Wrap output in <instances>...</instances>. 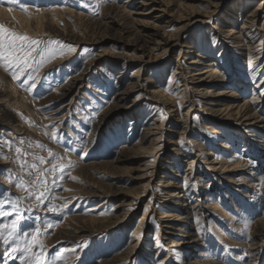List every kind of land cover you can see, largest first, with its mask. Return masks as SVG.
<instances>
[{"label": "rangeland", "instance_id": "374dc122", "mask_svg": "<svg viewBox=\"0 0 264 264\" xmlns=\"http://www.w3.org/2000/svg\"><path fill=\"white\" fill-rule=\"evenodd\" d=\"M55 1L59 11L69 10L74 15L80 14L93 21L102 20L107 7L116 4L124 6L126 3V0H53ZM180 1H186L192 9L201 13L208 10L203 0ZM260 1L224 0L220 7L216 8L214 14L203 17V21L194 22L184 31L182 41L168 55L167 60L171 64L167 67L156 65L154 58L165 49L148 55V60L154 61L145 67L143 77L149 79L150 82L146 83L144 89L137 90L127 102L129 106L133 104V101H139L131 111L135 114L131 117L125 116L130 111L124 108L116 113L113 111L103 115L110 109L113 98L120 90L117 75L107 68L92 69L91 73L85 76V81L79 85L77 94V89H75L65 98H60L63 94L62 90L69 87L74 78L84 72L91 59L105 50L111 52L121 50L113 46L115 41L112 39H109L108 44L94 48L87 44L79 46L66 41L57 32L75 36L82 34L92 39V36L105 37L113 35L116 31H102L95 24L98 21L85 22L77 20L76 16L74 18L65 17V20L59 22L57 26L43 23L39 29L34 24L27 28L17 18L0 17V24L18 34L46 42L60 41L64 45H73L76 48V52L69 53L63 58H57L44 66L39 74V82L33 90L28 89V84L23 78L21 81H15L12 79L11 70L0 67V91L15 89L19 96L17 101L11 93L6 95V98L10 100L6 105V111L13 118L11 120L3 115V111V114L0 113L3 115L0 116V122L7 124L4 129L0 127V144L10 141L13 151L7 148H2L0 151L5 156L15 157L14 149L20 147L25 152L39 154L48 161L46 164L39 165L40 169L50 168L56 157L63 158L58 163L67 166L71 161L74 165L71 168L66 167L62 178L54 185L51 183L53 177H48L47 199L37 206L29 190L16 186L21 178L31 185L35 172L28 175L21 172L14 159H0V205H5L9 211H12L14 206L19 204V211L23 216L16 236H22L25 231L31 233L39 227L43 233L42 239L45 243L49 264L52 259L61 255L67 257V264H104L121 256L130 247L131 242L138 238L133 233L140 224L142 214L148 210L145 206L149 202V196L146 197L145 194L146 188H140V194L145 195L143 203L134 207L128 223L91 236H78L79 234L74 233L76 232L75 223L78 224L80 220L81 225L85 223L86 226H90L94 222L100 223L112 218L117 215L118 205L120 202H125L124 197L126 196L121 194L117 197H110L104 204L103 198L85 197L84 193L87 191V186L92 185V180L91 176L90 178L85 176L83 171L93 170L95 182L112 183L117 188L130 191L136 189L142 182L140 175L147 173L150 177L153 168L166 161L165 157L169 151V154L170 152L175 154L172 156L177 162L174 163L173 169L169 168L171 176H165L164 180L171 179L173 192L178 191L182 195V190L179 188L184 189L186 210H180L181 208L176 206L172 207L174 211H179L178 214H185L189 211L188 217L191 221L188 222L192 224L189 225V234H186L184 238H187L191 245L186 246L184 250L177 247L169 248L171 241L175 239V234H180V228L184 226L183 222L186 220L177 221L179 226L171 230L170 234L164 238L157 217L159 213L165 211L161 208V204L153 201L152 208L153 210L156 208V212L148 215L147 220L144 221L139 242L141 245L125 264H187L189 261L197 264H264V247H259L264 242V186H262L264 185V133L251 136L257 133L253 132L250 127H245L243 131H240L241 133L237 130L234 132L227 125L215 124L211 120L204 119L198 109L203 107L202 101L205 100L196 98L195 112L189 114L191 116L189 120L192 122L191 128L188 134L181 139L183 144L180 143L179 147L169 146L161 151L162 156L158 152L156 155L142 154L137 148L140 134L146 127L143 124L147 116L150 115L151 119L160 120L159 124L166 122L165 128L167 129L171 126L172 121L168 113L162 106L153 104L151 100L149 92L156 89L155 86L169 96L171 95L170 97L176 98L177 114L188 111L182 109L184 102L180 92L181 88H178L182 79L178 74L180 71L176 70L177 60L185 63L187 67L189 64L186 63L184 57H195L196 54L207 57V61L218 60L219 69L228 72L231 80L237 82L236 85L230 84L227 91H235V96L246 99L243 101L254 100L264 93L262 87L256 86L259 79L253 80L244 73L248 68L244 61L241 60L243 65L240 67L237 62L238 56L223 52V42L228 41L224 35L230 27L226 22L237 17V23L231 26L238 28L242 24L244 15L257 9ZM43 5L44 3H36L33 0H0L1 8H12L13 12L24 16H29L31 13L36 15L37 9H41ZM23 6L29 7L27 13L22 10ZM126 7L131 11L137 8L128 4ZM262 7L264 9V6ZM167 19L168 17H164L160 25L164 26ZM256 28L258 30L260 24ZM171 30L172 27L168 29V32ZM257 40L259 42L262 38L259 37ZM185 42L194 48L195 54H186L189 51L186 48L181 50ZM220 52L226 54L224 61L220 57ZM72 56L76 57L71 58ZM69 58L71 59L58 64V61ZM229 63L234 67L231 71L228 68ZM261 63L264 64V56ZM139 66L137 62H133L127 65L125 73L131 76ZM190 71H192L191 67L186 70V72ZM10 84L13 85L12 88L9 87ZM191 87H195V84ZM190 91L192 89H189ZM74 94L76 96L72 99L71 96ZM224 99L225 101L230 100L229 97ZM14 101L18 103L14 104ZM256 108H262L260 111L264 113L263 105H258ZM102 117H105L106 121L99 126ZM177 120L175 124H179ZM231 122L235 126L240 125L238 120L233 119ZM131 123L135 124L132 132ZM50 125L62 126L58 139L51 138ZM212 129L215 132H212ZM21 140L24 141L23 144L19 143ZM38 145L44 147L40 148ZM175 147L177 150L184 151L182 157H178L176 151H171ZM48 149L53 153L52 156H49ZM122 152L128 160L124 158L125 161L119 166V173L113 175L116 177L112 180L108 179L104 170L100 169L101 165L114 162ZM194 157L200 162L195 164L194 169L191 170L193 174L189 175L188 159ZM21 159H26L29 163L33 162V156L21 157ZM211 161L216 163V167L230 170L227 173L228 177L224 178L218 170H210ZM36 163L39 164V161ZM144 163H149V169L144 170L145 165H142ZM157 173L159 175L153 178L151 186L157 194L163 197L162 187L157 186L161 182L162 174L160 171ZM55 175L60 176L61 174L57 172ZM9 177H14L16 183L10 181ZM37 190L35 187L31 189L32 192ZM53 207H55V212L51 210ZM67 231H71V238L64 237V232ZM151 239V242H147ZM15 242L13 241V244ZM81 245L85 246L81 247ZM10 248L11 245L6 248L0 243V264H22L23 253L9 255ZM57 264H63V262L57 261Z\"/></svg>", "mask_w": 264, "mask_h": 264}, {"label": "bare ground", "instance_id": "6f19581e", "mask_svg": "<svg viewBox=\"0 0 264 264\" xmlns=\"http://www.w3.org/2000/svg\"><path fill=\"white\" fill-rule=\"evenodd\" d=\"M33 1L36 3H44L41 11L37 12L36 15L31 13V15L29 16H24L13 11H9V9L7 8L0 7V17H13L12 19L17 18V20L22 22L26 27L34 24L39 29V27L43 23H46L49 26H57L59 22L65 20V17L70 16L74 18V16H76L77 18H75L77 20H83L85 22L88 21L90 23H95L98 21V23L95 24L98 25V29H102V31H116L113 35L97 38L92 36L91 39L84 37V35L82 34V36L69 35L68 33H59L53 29L54 32H57L59 36L66 39V41L68 40L79 46L82 44H87L94 48H100L105 44H108L109 39H112L113 41H115L113 46L121 50L120 52H111L105 50L99 53L97 57L91 59V61L87 63V67L85 68L84 72L78 77L74 78L69 87L62 90L63 94L60 98H65L75 89H77V94L79 85L85 81V76L89 75L92 69L96 67V69L98 70H101V67L107 68L110 72L117 75L116 78L119 80L120 90L113 98L110 109L103 115L105 116L106 114L113 111L116 113V111H118L119 109L124 108L130 111V113H127L125 115L127 117L135 115L134 112L131 111L134 110L139 101L135 100L133 101V104L129 106L127 105V102L137 90L144 89L146 87V83L150 82L149 79H144L143 77L145 67H147L152 61H154L151 59L148 60V55H151L154 52H158L161 49H165L164 52H162L160 55H156L154 58L156 65L167 67L169 64H171L170 61L167 60L168 55L174 49V47L180 41H182L184 31H186L194 22L203 21V17H209L214 14L216 8L220 7L222 2H224V0H203L204 3L208 6V10L201 13L196 11L195 9H192V6L186 4V1L126 0L124 6H119L116 4L114 6L107 7L105 10L103 9L104 15H102L104 18L102 20L93 21L90 18L80 14L74 15V13L69 10L59 11L56 1ZM126 4L131 7L136 6L137 8L134 11L128 10ZM262 6H264V0L260 1V6L257 9L251 11L247 15H244L242 24L236 29L231 25H235L237 23V17L229 20L227 19L228 21L226 23H228L230 27L227 29L226 34L224 35V37L228 39V41L223 42V52L238 56L237 62L239 63L238 65H240V67L241 65H243L241 61L243 60L244 64H246L248 67L244 73L252 77L253 80L259 79V82L256 86L262 87L264 92V64L261 63L264 56V32H262L264 30V9H262ZM164 17H168V19L165 22V25L161 26L160 21ZM259 24L260 28H258L257 30L256 26ZM171 27L172 30L168 32V29ZM259 37H261L262 40L258 42L257 39ZM219 40L223 39L219 38ZM184 48L189 50L186 54H195L194 48L191 45L186 44V42L182 44L181 50H183ZM229 50L231 52H229ZM225 53H221V55L219 54L220 57H222L223 61L225 60ZM75 57L76 56H72L71 58ZM71 58L63 61H58V64H62L65 61L70 60ZM184 58L187 61L186 63L189 64L188 67L180 60H177L175 62V65L177 68L176 70L180 71V73L178 74L182 79V84L179 83L178 85V88H181L180 92L182 93L181 95L183 97L181 98L184 102V106L182 107V109H186L188 111H186V113L177 114L178 112L175 109L176 98L174 99L173 96L170 97L171 95L169 96L165 91L155 86L156 89L149 92L151 95V100L153 101V104L162 106L164 111H166V113H168V115L170 116L172 122L171 126L167 129L165 128L166 122H164V124H159L160 120L151 119L150 115V117L147 116L145 118V122L143 125L146 127L141 132L139 143H137V148L142 152V154L145 153L156 155L158 152L160 153L159 155L162 156L161 151L166 150L169 146L175 145L179 147L180 140L188 134L189 128H191L190 124L192 122L189 120V117H191L189 116V114L195 112V106H197V102L195 100L196 98H198L199 100H205L202 101L203 107L198 109L204 119L211 120L215 124L221 123L222 125H227V127L231 128L234 132L236 130L240 132L243 131L242 129H245V127H250L253 132L257 133H253L251 134V136H259L264 133V113L262 114L260 111L262 108H256V106L258 105L264 106V93L260 97H256L255 99L253 98L254 100L251 99L250 101H243L246 99H240L239 97L235 96V91H227L230 84L236 85L237 82L235 80H231L228 72L219 69L220 63L218 62V60L212 59L211 61H207V57L197 54L195 57ZM133 62H137L138 64H140V66L136 68V71L133 75L128 76L125 73L126 67ZM190 67L192 71L186 72V70ZM228 68L230 71L234 69L231 63L228 64ZM194 84L195 87L192 88L191 86ZM9 87L12 88L13 85L10 84ZM189 89H192V91L189 92ZM15 91L17 90L12 89L0 91V113L3 111L4 114L3 112L2 114L6 115L11 120L13 116H11L10 113L6 111V105L10 102V100L6 98V95L7 93H11L12 96L18 101L19 96ZM76 94L72 95L71 98L74 99ZM227 97L230 98V100H227L228 102L224 99ZM17 101H14V104H17ZM104 119L105 117H102L99 126H101L106 121ZM176 119H178L177 122L179 124H175ZM233 119L238 120L240 125H233V123L231 122V120ZM130 125L132 132L135 124L131 123ZM5 126L7 127V124H3L0 122V127L2 129H4ZM212 132L215 131L212 129ZM177 135L178 138H176ZM171 151H176L178 157H182L184 152L183 150H177L176 147ZM167 153L168 154L165 157L166 161L162 162V164H160L156 168H153L150 177L147 176V173L139 176L141 177L142 182L138 184V187L136 188L137 190H122L120 188H117L112 183L95 182V180L93 179V170L89 171L85 169V171H83L85 176H88L89 178L91 176L90 179L92 180V185L87 186V191H85L84 193L85 197L103 198L104 204L107 203L106 200L110 197H117L121 194H125L126 196L124 197L125 202H120V204L118 205L119 210L117 215L113 216L112 218L106 219L105 221L100 223L94 222L90 226H86L85 223H82L81 225L80 220L78 224L75 223L74 226L76 232L74 233L79 234L78 236H91L95 233L107 231L109 229H112L113 227H117V225H125L131 219V216L134 212V207L137 205H142L143 203L145 195L140 194V188H146V197L149 196V202L145 205L146 207H148V210L142 214L140 224L136 231H134L133 233V235H137L138 238L134 239V241L131 242L130 247L125 250L121 256L119 255L118 257H115L113 260L105 262L104 264H125L134 255L136 250H138L141 245L139 243L141 239V231L144 228L142 227V225L144 224V221L147 220L148 215L155 214L156 212V208L154 210L152 208L153 201L161 204V208L165 211L163 213H159V216L157 217L159 224H161L162 234L164 238L165 236L170 234L171 230L179 226V223H177V221L186 220V222H183L184 226L180 228V234H175V239L171 241L169 248L177 247L178 249L184 250L186 246L191 245L187 241V238H184L186 234H189V225L191 226L192 224L188 222L191 221V218L188 217L189 211H186L185 214H178L179 211H174L172 207L176 206L180 207V210H186L187 206L185 204L186 197L184 196V189L179 188L180 190H182V195L179 194L178 191L173 192L171 190V188L173 187L171 179L164 180L166 179V177L171 176L169 174V168L173 169L174 163L177 162L176 158L172 156L175 154H171V152L169 154V151H167ZM124 158L126 157L123 156L122 152L121 156L119 155V157L114 162L102 164L100 169H102V171L104 170L103 172L108 176V179L112 180V178L116 177L113 175L119 173V166L123 161H125ZM126 160H128V158H126ZM198 162H200V160L195 157L193 159H188L187 164L188 166H190V168L188 169L189 175L193 174V171L191 170L194 169L195 164ZM210 164V170H218L224 178L228 177L227 173L230 170L224 169V167H216L217 165L214 161H211ZM142 165H145L144 170H147L150 167L149 163H144ZM159 171L162 174V178L161 182L158 183L157 186L162 187L161 190L164 191L163 197L157 194L154 191L153 186H151L153 178L156 175H159L157 173ZM64 237H66V239L71 238V231H67L66 233L64 232ZM151 241L152 239L147 240V242ZM259 247H264V242L261 243ZM187 264L197 263H190L189 261Z\"/></svg>", "mask_w": 264, "mask_h": 264}, {"label": "snow or ice", "instance_id": "6c2138e0", "mask_svg": "<svg viewBox=\"0 0 264 264\" xmlns=\"http://www.w3.org/2000/svg\"><path fill=\"white\" fill-rule=\"evenodd\" d=\"M22 10L26 13L28 12L27 7H23ZM9 11H12V8H9ZM39 11L41 9L38 8L37 12ZM73 52H76V48L73 45H64L60 41L46 42L40 39H34L28 35L18 34L0 24V67L11 70L12 79L15 81H21L23 78L24 82L28 84L29 90H33L37 86L40 79V71L44 66L52 63L57 58H63L65 55ZM49 128L52 130L51 138L58 139L62 126L50 125ZM19 143L23 144L24 141L21 140ZM180 143L183 144V140H180ZM38 146L40 148L44 147L43 145ZM29 147H31V144H29ZM2 148L13 151L10 141H5L3 144H0V149ZM47 151L49 156L53 155L50 149ZM14 152L16 153L15 157H8L0 151V159H14L19 165L21 172L28 175H32L35 172L31 185L25 183L22 178L18 183H16L14 177H9V180L16 183L17 187L29 190L37 206L47 199L48 189L46 186L49 183L48 177H53L51 183L54 185L57 180L62 178L66 167H74L71 161L68 162L67 166L58 163L63 158L56 157L50 168L40 169L39 165L48 163L44 157L39 154L25 152L20 147H16ZM28 156H33L32 163H29L26 159H21V157ZM36 161H39V164ZM57 172L61 175L56 176L55 174ZM33 187L38 190L32 192L31 189ZM0 209H3L0 210V243L6 248L11 245L9 255L23 253L22 264H49L45 243L42 239L43 233L39 227L31 233L25 231L22 236H16L23 220V216L19 211V204L15 205L12 211H9L5 205H0ZM51 210L55 212V207ZM13 241L16 242L13 244ZM84 246L81 245V247ZM57 261H62L63 264H67V257L61 255L52 259L51 264H57Z\"/></svg>", "mask_w": 264, "mask_h": 264}]
</instances>
